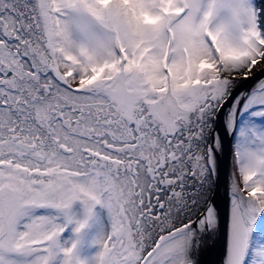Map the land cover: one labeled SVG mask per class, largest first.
Listing matches in <instances>:
<instances>
[{"label": "snow or ice", "instance_id": "snow-or-ice-1", "mask_svg": "<svg viewBox=\"0 0 264 264\" xmlns=\"http://www.w3.org/2000/svg\"><path fill=\"white\" fill-rule=\"evenodd\" d=\"M256 72L257 0H0V264H200L229 101L222 264H264Z\"/></svg>", "mask_w": 264, "mask_h": 264}, {"label": "water", "instance_id": "water-1", "mask_svg": "<svg viewBox=\"0 0 264 264\" xmlns=\"http://www.w3.org/2000/svg\"><path fill=\"white\" fill-rule=\"evenodd\" d=\"M264 74L258 72L257 75L250 77L247 79L241 86L240 90L245 89L246 87L250 86L254 81H256L259 77L263 76ZM227 105L228 103L224 106L223 111L219 114V119L217 122V129L219 130V133L221 137L223 138V151L219 152L217 154V172H216V178H215V194L218 192L221 195V200L218 199V196L214 195V201H215V206L218 210V215H219V239L216 247L214 248L215 250H212V257L211 258H218L220 257V252L224 248V243L226 240L225 237V228H226V219H227V210H226V184H227V174H228V163H229V157H230V144H231V137L224 136V130L222 127V122L224 120V115L227 113Z\"/></svg>", "mask_w": 264, "mask_h": 264}, {"label": "bare ground", "instance_id": "bare-ground-1", "mask_svg": "<svg viewBox=\"0 0 264 264\" xmlns=\"http://www.w3.org/2000/svg\"><path fill=\"white\" fill-rule=\"evenodd\" d=\"M260 1V0H259ZM262 3V2H261ZM262 7H264V4H262ZM258 72L254 73L253 76L257 75ZM264 80V75L259 77L256 81H254L250 86L246 87L245 89H242L239 91L238 94H246L248 92H250L252 89H254L258 83ZM246 80H243L241 82V85L245 82ZM231 101L228 102L227 105V110L231 107ZM230 157H229V163H228V176H227V184H226V193L227 196L225 198L226 200V210H227V219H226V228H225V237H226V232H227V220H228V211H229V207H230V183H231V178L232 175L234 173V164H233V157H232V139H231V144H230ZM215 178H216V174L212 176L211 178V182H212V187H213V196L216 195V197L218 196V201L219 199L221 200V195L218 192L217 194H215ZM191 191V190H189ZM216 208V206H215ZM217 209V208H216ZM193 219H195V216H193ZM219 223H218V227L217 229L206 235L201 246L199 249V252L197 253V259L200 261V264H222L223 258H224V250H225V245H226V240L224 243V248L223 250L220 252V257L218 258H211L212 257V250H215L214 248L216 247L217 243H218V239H219Z\"/></svg>", "mask_w": 264, "mask_h": 264}, {"label": "rangeland", "instance_id": "rangeland-1", "mask_svg": "<svg viewBox=\"0 0 264 264\" xmlns=\"http://www.w3.org/2000/svg\"><path fill=\"white\" fill-rule=\"evenodd\" d=\"M257 3L262 7V4H264V3H261V0L259 1V0H257ZM232 157H233V155H232ZM229 212V211H228ZM228 221V220H227ZM226 244H227V232H226ZM225 251H226V245H225V250H224V253H225Z\"/></svg>", "mask_w": 264, "mask_h": 264}]
</instances>
